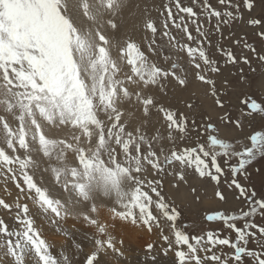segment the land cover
Masks as SVG:
<instances>
[{
	"label": "snow or ice",
	"instance_id": "snow-or-ice-1",
	"mask_svg": "<svg viewBox=\"0 0 264 264\" xmlns=\"http://www.w3.org/2000/svg\"><path fill=\"white\" fill-rule=\"evenodd\" d=\"M262 160L264 0H0V264H264Z\"/></svg>",
	"mask_w": 264,
	"mask_h": 264
},
{
	"label": "rangeland",
	"instance_id": "rangeland-1",
	"mask_svg": "<svg viewBox=\"0 0 264 264\" xmlns=\"http://www.w3.org/2000/svg\"><path fill=\"white\" fill-rule=\"evenodd\" d=\"M184 3L188 4L189 0H184ZM213 3L215 5V0H213ZM259 13L260 8H257L254 14ZM238 31L240 30L238 29ZM253 66L255 67V65ZM261 70L262 69L257 68V72ZM248 71L249 70L245 68V72L248 73ZM262 163H264V160L260 161V163L256 164V166L259 167ZM193 187L196 188L195 193L191 191ZM257 187H259L258 182ZM165 193L168 199L172 200L174 204L178 207V209L181 211L183 222L194 224L198 229L213 227V225L203 220V217L212 210H231L232 212L238 214L242 208L241 201L235 200L232 197H229V203L227 205L220 204L218 201L212 198L211 187L206 185L204 182L200 181L196 176L190 174L187 176V184L181 183L177 188H173L171 184H167L165 188ZM0 195H4L2 191H0ZM198 196L200 197L199 200L197 199ZM106 214L107 209H102V215ZM4 218L8 220L7 216H5ZM8 222L11 223L10 220H8ZM79 227L80 226L77 225V228ZM216 230L221 232L222 235L225 234V230L222 226H217ZM46 234L49 236L50 239L54 240L57 247L61 243H64V241L59 236H54L50 231ZM156 240V235H143L140 238L131 236L130 238L126 239V243L130 244L133 248L138 249L142 247L146 242H152Z\"/></svg>",
	"mask_w": 264,
	"mask_h": 264
},
{
	"label": "bare ground",
	"instance_id": "bare-ground-1",
	"mask_svg": "<svg viewBox=\"0 0 264 264\" xmlns=\"http://www.w3.org/2000/svg\"><path fill=\"white\" fill-rule=\"evenodd\" d=\"M53 238V237H52ZM58 242V241H57ZM60 243H61V241H60Z\"/></svg>",
	"mask_w": 264,
	"mask_h": 264
}]
</instances>
